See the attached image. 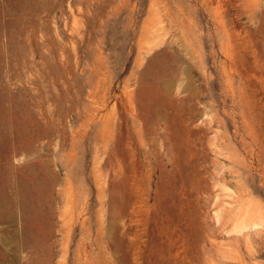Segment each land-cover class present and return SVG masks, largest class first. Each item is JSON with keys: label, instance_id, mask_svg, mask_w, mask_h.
Returning <instances> with one entry per match:
<instances>
[{"label": "rangeland", "instance_id": "rangeland-1", "mask_svg": "<svg viewBox=\"0 0 264 264\" xmlns=\"http://www.w3.org/2000/svg\"><path fill=\"white\" fill-rule=\"evenodd\" d=\"M243 3L0 0V130L9 136L0 135V156L25 152L24 125L51 168L67 167L65 181L89 111L99 109L94 124L109 113L114 129L115 169L100 150L99 186L85 180L81 194L61 198L62 180L48 200L49 264H264V0ZM159 52L177 73L163 65L175 108L156 112L178 122L176 132L152 128L141 106V73ZM79 146L72 178L81 181L92 165ZM28 163L13 157L15 186H30Z\"/></svg>", "mask_w": 264, "mask_h": 264}, {"label": "bare ground", "instance_id": "bare-ground-1", "mask_svg": "<svg viewBox=\"0 0 264 264\" xmlns=\"http://www.w3.org/2000/svg\"><path fill=\"white\" fill-rule=\"evenodd\" d=\"M243 4L245 6L248 5V0H244ZM249 10H251V9H249ZM232 29L235 30V27L232 26ZM193 37H194V34H193ZM219 44H220V48H221L222 45H221V43H219ZM249 49H250V47H249ZM246 50H247V48H246ZM167 54H168V52H167ZM171 57H173V55ZM167 60H169V59L163 53L159 52L148 61V67L142 71L141 77H140V84H141L140 100H141V106L146 111H148L149 113H152L150 115V118L149 117H148L149 119L147 118L148 124L152 128H154L155 126H159V124H161V123H166V124L168 123L169 126L172 125L171 127H173L174 132H176L177 129L175 127L178 124V122L175 125V122H172L173 119L171 117L168 118L162 114H159L160 113L159 110L157 111L158 113L156 112V109H157L156 107L161 106V105L164 106V108L166 106L167 110L171 109L173 107L172 106L171 108H168V106L171 103H173V102H170L172 99V96H170V94H171L170 88H171V85L173 86V84H170L169 81H165L162 78V77H164V76H162V74H163L162 69H164L163 65L167 64V62H166ZM168 63H169V61H168ZM170 64H167V65L169 66ZM166 67L167 66H165V68ZM170 67L172 68V70L175 69V66L173 68L170 65ZM167 69L169 70L170 68H167ZM170 72L172 73V71H170ZM170 72L168 71L167 74L170 75V77H172L173 73L170 74ZM174 72H176V71L174 70ZM98 87H99L98 85H95L93 88L95 90H97ZM174 87H175V85H174ZM174 104H172V105H174ZM102 106L103 107L105 106L104 103L102 104ZM174 108L175 107H173L172 109H174ZM4 111L5 110H4L3 105L0 104V128L2 127V125L5 126L6 123H8V120H7L8 118H7V115ZM196 113H199V112L197 111ZM99 114H100L99 109L89 111V113L85 117L84 121L82 122V125L87 126V127L90 126L91 128L86 130L84 133L79 134L78 138H74V140L71 143L72 148H71L70 154L68 156V157H70V159H68V162H69V160H71V158H73L75 156V158H77V161L75 160L76 161L75 166L78 164L80 157H77L78 154H75V152H76L75 148L79 145H80L79 147L81 148V153L83 152L84 157L86 155H90V157H91V159H90V164L92 165L91 169L87 173L86 177L84 176L83 180H81V181H79V179L77 177L72 178V176H73L72 170L75 168V166L71 169L70 172L66 173V179L64 181L62 178L61 171L67 167L65 165H63L62 161L59 162V171L57 170L58 172L55 169L51 168L50 163L46 159L42 158L43 156H45L44 153H42L43 154V156H42V154L40 153L41 149L35 145V139L36 138L34 139L33 137H31L33 134L29 136L28 132H26L27 129L24 127V125L20 128H19V126L16 127L17 132H18L17 137H19L18 139H19L20 149L21 150L23 149V151H25V152H23V154L21 153V155L16 154L13 157L14 158L15 157L16 158L17 157L26 158L27 161L29 162L28 163L29 165L27 166L29 174H27V175L29 178L30 186H26L24 181H23V184H21L22 183L21 182L20 183L21 185L15 186L14 178H13V176L15 177V168L13 167V164H12L13 157L10 156L9 154L3 153L2 157L0 156L2 158V162H3V164H2L3 166L0 167V264H49V259L47 258V255H49L48 251H49V247H50V246L48 247V244H49L48 241H49V238L51 237L50 236L51 235L50 230H49V218H50L51 211L47 205L49 203L48 200L53 196L55 187L58 184V182L59 181L61 182L63 180L65 182V184H64L63 188L57 189V192H56L57 197H61V198L67 197L69 194L71 195L73 193L81 194L82 187H83L82 184H83V181H85V180H89L91 183H93L97 186L100 185V181L102 180V174L99 172L100 170L97 167L98 153L100 150H102V152H104V153L110 152V159L106 163V167L112 168L116 164V163L114 164L115 161L113 160L116 151H115V149L110 150V148H109L110 145H112V143L114 141V129L112 128L111 116L109 115V113L103 114L100 117V119H101L100 123H95V124L92 123L94 121V118L96 116H99ZM170 114H171V112H170ZM144 115L146 116V114H144ZM172 116H173V114H172ZM170 118L172 120H170ZM179 120H181V118ZM27 121H25V122H27ZM36 121H35V123H36ZM170 122H171V124H170ZM186 122H190V121L187 120ZM42 123L44 125V122H42ZM143 124L145 125V123H143ZM146 125H147V123H146ZM179 125H180V123H179ZM182 126L179 127L178 129L182 128ZM186 126H188V125H186ZM200 127H198V128H200ZM44 128H46V127H44ZM120 128H122V126ZM120 128H118V129H120ZM198 128H196V129H198ZM144 130H146V132H147V128ZM149 130H150V127H149ZM181 131H183V129H181ZM25 132H26V134H25ZM194 132H196V131H194ZM124 133H126V132H124ZM155 133L156 132H154V134ZM163 133H161V134H163ZM183 133H184L183 135H185L184 131H183ZM42 134H45V133H42ZM197 134L198 133H196V135ZM0 135L3 137H6V136L9 137L7 133L2 132L1 130H0ZM40 135H41V133H40ZM172 135H174V138H176L175 135H177V133L176 134L174 133ZM172 135H171V137H172ZM119 136H120V133H119ZM121 136L123 137V135H121ZM35 137H37L36 134H35ZM178 137H179V135H178ZM39 138H41V137H39ZM45 138H43V139H45ZM85 138H86V140L83 141L82 139H85ZM167 138L169 139L170 137L167 136ZM43 139H42V141H43ZM179 139L182 140V138H179ZM186 139H188V138H186ZM176 140H177V138H176ZM183 140H184V138H183ZM8 141H9V139H8ZM170 141H171V139H170ZM170 141H168V142H170ZM176 142H174V144ZM179 142L177 144H179ZM6 144H8V142ZM116 144H118V143H116ZM194 144H196V143H194ZM0 146H1V144H0ZM119 146L120 145H118V147ZM175 146H177V145L175 144ZM1 147L4 150L3 146H1ZM7 147H6V149H7ZM193 148H194V146H193ZM9 149H10V147H9ZM127 149H129V148H127ZM179 149H181V148H179ZM175 150H176V152H179V151H177L178 149H175ZM0 151H2V150H0ZM5 151H3V152H5ZM182 151H184V150L182 149ZM125 153H126V151H125ZM119 154H121L120 151L118 152L117 155H119ZM183 155H185V154L183 153ZM178 157L180 158V156H178ZM125 158L127 159V157H125ZM176 159H178V158H176ZM178 161L176 160V162H178ZM180 162H179V164H180ZM124 163H126V162H124ZM122 164H123V162H122ZM117 165H118V163H117ZM24 166H26V164ZM160 166H162V164ZM110 168H108V170ZM113 169H115V168L113 167ZM171 173H172V171H171ZM165 175H167V174H165ZM110 176H111V174H110ZM173 179H174V177H173ZM73 182L78 183V185L75 187ZM29 184H27V185H29ZM113 185H114V183H113ZM103 186H105V184ZM100 195H101V189L98 190V196H100ZM25 196L28 199L24 198ZM117 196H118V194H117L116 187H115L112 191V200H111V205H112L111 206V208H112L111 212L115 216L119 213V209H118V205H117V203H118ZM22 197L24 198V201H23ZM119 200H122V199H119ZM119 202L121 203V201H119ZM244 210L245 209L241 210V213ZM83 211L84 210H81V212H79V214H78L79 219L83 215ZM87 212L93 217V213H94L93 206H90L87 209ZM238 212L240 213V211H238ZM239 216H240V214H239ZM115 230H116V228H115ZM115 230L113 227V233Z\"/></svg>", "mask_w": 264, "mask_h": 264}]
</instances>
